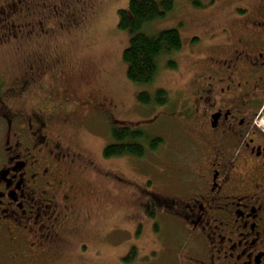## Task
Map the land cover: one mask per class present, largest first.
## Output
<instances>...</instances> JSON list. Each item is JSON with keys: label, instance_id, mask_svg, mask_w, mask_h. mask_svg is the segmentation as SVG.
Returning <instances> with one entry per match:
<instances>
[{"label": "flooded vegetation", "instance_id": "1", "mask_svg": "<svg viewBox=\"0 0 264 264\" xmlns=\"http://www.w3.org/2000/svg\"><path fill=\"white\" fill-rule=\"evenodd\" d=\"M228 1L189 39L185 146L174 160L147 161L156 149L140 158L76 149L67 130L77 119L86 129L105 104L60 82L55 53L36 46L14 73L0 74V264L81 257L89 216L80 205L95 203L100 188L131 199L137 234L153 225L158 235L161 219L178 226L188 240L183 264H264V0L217 3ZM44 7L0 0V46L37 43L32 27Z\"/></svg>", "mask_w": 264, "mask_h": 264}, {"label": "rangeland", "instance_id": "2", "mask_svg": "<svg viewBox=\"0 0 264 264\" xmlns=\"http://www.w3.org/2000/svg\"><path fill=\"white\" fill-rule=\"evenodd\" d=\"M42 1L46 4L45 15L40 14L37 19L36 16L32 27L40 33L37 43L23 51L0 46V74L9 76L14 73L24 60L33 56L36 46L55 53L64 69L60 82L64 86L76 87L81 95L105 104L99 111L101 117H93L86 129L80 127L81 119H77L75 124L78 127L75 125V129L67 130L66 135L72 137V145L76 149L86 155H97L111 143L110 124L118 120L131 125L138 123V128L148 137L161 138L162 144L154 154L146 151L147 161L158 165L160 161L157 159L181 157L185 146L182 115L188 107L187 82L194 69L188 64L191 61L187 54L192 48L189 39L203 35L202 32L209 27L207 21L215 19L216 11L225 12L229 1L225 6V2L219 4L218 0H175V7L168 15L146 28L151 34L178 29L182 41V50L172 57L176 60V69L171 71L166 64H161L152 87L134 85L126 78L122 53L129 45V32L120 30L117 24L118 11L127 9L130 0ZM198 20L200 22L196 24ZM21 29L30 28L24 26ZM162 87L168 93L164 107H145L137 100L138 93L144 88L152 93ZM125 159L123 161L129 164H139L127 157ZM116 163L111 161L113 169L123 166V174H130L128 165L120 162L118 166ZM102 190H97L95 203L88 204L83 198L80 205L81 216H89L84 225L87 228L83 234L84 243L79 245L82 256L77 257L76 254L74 259L72 254L63 257L62 264H183L188 240L178 226L161 219L158 235L153 225L137 234L131 199L126 195L108 197L102 194ZM132 248L135 252L133 259L126 258Z\"/></svg>", "mask_w": 264, "mask_h": 264}, {"label": "trees", "instance_id": "3", "mask_svg": "<svg viewBox=\"0 0 264 264\" xmlns=\"http://www.w3.org/2000/svg\"><path fill=\"white\" fill-rule=\"evenodd\" d=\"M174 7L175 0H130L127 9L118 11V28L129 32V45L123 50L122 60L126 65V78L134 85L152 87L161 64H166L168 70L176 69L177 63L172 57L182 48L178 29L154 34L146 30ZM145 90L137 95V100L145 107L164 106L168 102V93L163 87L152 93ZM112 123L109 129L111 143L103 149L106 158L125 155L140 158L148 149H157L162 144L159 138L148 137L142 129L131 128L124 121Z\"/></svg>", "mask_w": 264, "mask_h": 264}]
</instances>
